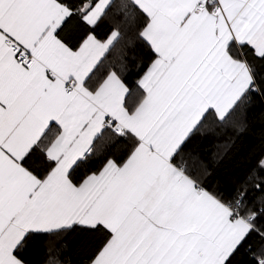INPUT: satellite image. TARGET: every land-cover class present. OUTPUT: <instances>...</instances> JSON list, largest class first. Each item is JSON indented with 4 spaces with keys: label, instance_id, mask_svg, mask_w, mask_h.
I'll use <instances>...</instances> for the list:
<instances>
[{
    "label": "snow or ice",
    "instance_id": "snow-or-ice-1",
    "mask_svg": "<svg viewBox=\"0 0 264 264\" xmlns=\"http://www.w3.org/2000/svg\"><path fill=\"white\" fill-rule=\"evenodd\" d=\"M257 102L264 0H0V264H264Z\"/></svg>",
    "mask_w": 264,
    "mask_h": 264
},
{
    "label": "trees",
    "instance_id": "trees-1",
    "mask_svg": "<svg viewBox=\"0 0 264 264\" xmlns=\"http://www.w3.org/2000/svg\"><path fill=\"white\" fill-rule=\"evenodd\" d=\"M262 141H264V103L257 102V105L249 113L246 130L240 134L237 140V151L218 165L219 176L217 179L226 175L230 169L242 167L246 163L245 157L250 149L260 145Z\"/></svg>",
    "mask_w": 264,
    "mask_h": 264
}]
</instances>
